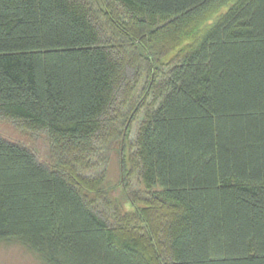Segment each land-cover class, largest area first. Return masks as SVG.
<instances>
[{
	"label": "trees",
	"instance_id": "trees-1",
	"mask_svg": "<svg viewBox=\"0 0 264 264\" xmlns=\"http://www.w3.org/2000/svg\"><path fill=\"white\" fill-rule=\"evenodd\" d=\"M108 2L122 46L86 0H0V117L45 131L60 169L0 138V244L44 264H264V0ZM112 154L127 205L109 221L83 192Z\"/></svg>",
	"mask_w": 264,
	"mask_h": 264
},
{
	"label": "rangeland",
	"instance_id": "rangeland-1",
	"mask_svg": "<svg viewBox=\"0 0 264 264\" xmlns=\"http://www.w3.org/2000/svg\"><path fill=\"white\" fill-rule=\"evenodd\" d=\"M89 2L91 9L95 15L97 20L96 23L102 28L105 34V40L108 39L119 46H122L127 41L126 37L117 29H114L110 24L107 26V21L104 17V10L108 7V0H86ZM112 14L114 18L117 19V15H121V17H125V13L123 10L113 4L112 5ZM100 22V23H99ZM118 22H116L117 24ZM193 29V28H192ZM200 31L198 30V33ZM192 33L191 31L189 32ZM193 38L190 35H186L184 41L180 44V46L174 50L166 51L167 57L165 61H169L172 57H174L177 51L186 46V44L192 42ZM137 48L126 47L125 55L128 57L129 62L132 65L135 59H137ZM164 62H162L163 64ZM172 62H169V65ZM165 64H163L164 66ZM128 77L125 82V88L133 86L136 90L138 98L143 96L141 93L144 89V74L140 71H137L133 66H127ZM133 84V85H131ZM129 88H126L127 90ZM141 94V95H140ZM124 94L120 93L117 99V104H121L122 98ZM126 96V95H125ZM155 107V104H152L150 108ZM144 111V110H143ZM143 118V114L141 115ZM139 122L135 124L133 137L136 136L137 126ZM0 138L3 140L17 144L29 150L38 162L50 170H58L57 163L55 157L52 153L51 143L48 134L45 131H30L24 129L17 122L0 117ZM130 156V152L128 153ZM119 155L112 154L110 165L108 166L109 175L107 176V182L102 191L99 194H90L87 192H83L86 200L93 205L104 217L108 218V220L113 221V219H118L121 214L124 213L125 207L127 205V195L126 188L123 187L118 181L119 179ZM60 171V169H59ZM96 173V171L87 172V175H92ZM129 191L138 192L143 195L146 191L144 184L142 183L141 178L137 173L133 174V178L130 180ZM114 217V218H113ZM0 264H44L43 261L33 252L28 250L26 247L19 244H0Z\"/></svg>",
	"mask_w": 264,
	"mask_h": 264
}]
</instances>
